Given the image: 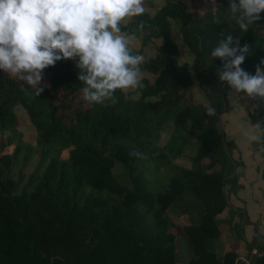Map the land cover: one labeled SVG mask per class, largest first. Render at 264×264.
I'll return each instance as SVG.
<instances>
[{"label": "trees", "instance_id": "1", "mask_svg": "<svg viewBox=\"0 0 264 264\" xmlns=\"http://www.w3.org/2000/svg\"><path fill=\"white\" fill-rule=\"evenodd\" d=\"M190 1L191 8L164 0L125 28L139 38L133 48L147 58L143 73L151 76L134 90L137 97L117 92L115 104L85 102L71 59L45 69L41 96L0 70V264H239L233 246L217 248L223 225L232 240L244 241L250 264H264V233L229 198L242 185L237 170L244 162L219 121L231 109L229 86L216 74L221 60L210 55L219 33L233 34L250 49L242 69L255 74L264 59V18L242 33L227 18L229 0ZM172 21L191 63L178 61ZM150 43L154 54L144 50ZM191 70L208 105L185 99ZM18 104L35 142L23 138ZM209 106L216 116L207 115ZM256 106L253 119L264 127V99L257 97ZM189 145L190 163L178 164ZM32 153L37 163L30 173L14 175L18 156L25 164ZM115 163L125 180L113 171ZM182 247L190 252L184 263Z\"/></svg>", "mask_w": 264, "mask_h": 264}, {"label": "clouds", "instance_id": "2", "mask_svg": "<svg viewBox=\"0 0 264 264\" xmlns=\"http://www.w3.org/2000/svg\"><path fill=\"white\" fill-rule=\"evenodd\" d=\"M227 10V18L243 33L264 18V0H229ZM145 13L146 0H0V70L41 96L48 86L39 87L45 69L71 59L79 70L82 99L115 104L117 92L126 95L144 86L142 66L147 58L134 51V34L125 28ZM138 28H145L144 21ZM249 51L233 34L221 32L210 55L222 62L216 73L219 81L235 94L264 99V59L255 74L241 67ZM206 113L216 116L217 109L209 106ZM247 135L264 146L261 122Z\"/></svg>", "mask_w": 264, "mask_h": 264}, {"label": "rangeland", "instance_id": "3", "mask_svg": "<svg viewBox=\"0 0 264 264\" xmlns=\"http://www.w3.org/2000/svg\"><path fill=\"white\" fill-rule=\"evenodd\" d=\"M187 7L191 8L192 3L190 0H183ZM164 0H154L152 6H149L146 1V11L150 14L154 13L156 9ZM173 35L175 40L178 43L180 48V54L177 56L179 62L187 61L192 62L193 54L182 41L179 32L178 25L172 21ZM133 47L140 46V40L137 36H134L132 41ZM146 53L154 54L155 46L154 43H150L144 47ZM149 76L150 74H144ZM192 75V84L188 91H186L185 99L191 98L194 102L201 103L203 105H208L209 100L207 96L201 89L198 80L191 70ZM133 97L138 96V92L130 91ZM228 100L231 103V109L223 112L219 116V121L221 126L224 128L229 137L233 138L238 145L236 149L233 150L235 157L241 158L244 164L238 168L237 173L239 176V181L241 182V187L238 188L235 192L229 193V198L232 204L244 206L247 212L252 214L255 219V223L259 232H264V181L262 178V172L264 169V156L261 148L263 146L257 145L252 142L247 133L252 130V125L256 122L253 119L254 113L257 111L256 99L249 98L247 96L243 97V102L240 100L242 97L238 94H235L234 91L228 87ZM14 110L18 116V126L22 131L23 138L35 142L36 131L33 124L30 122L27 113L23 106L20 104L14 107ZM164 135L163 140L167 136ZM257 134H259L257 132ZM194 151V146H187L184 149L182 156L177 158V163L180 165H188L190 163V156ZM66 155V152L63 154ZM37 163V155L32 153L28 155V159L23 164L22 154H20L15 161L13 166L12 173L15 175L19 170H21L25 175L29 174L30 171L34 168ZM113 171L120 177V179L125 180L124 174L122 172V167L119 163H115L113 166ZM227 214V209H224L219 216L224 217ZM252 225L250 226V231L248 235H251ZM230 230L228 226H222L221 237L217 243L218 249H226L232 245L238 254V263L239 264H250L247 257V250L244 244V241H234L230 239ZM252 252H256L253 249ZM180 262L184 263L187 261L190 252L184 247L180 249Z\"/></svg>", "mask_w": 264, "mask_h": 264}, {"label": "crops", "instance_id": "4", "mask_svg": "<svg viewBox=\"0 0 264 264\" xmlns=\"http://www.w3.org/2000/svg\"><path fill=\"white\" fill-rule=\"evenodd\" d=\"M153 1H154V0H153ZM248 214H249V213H248ZM249 217H250L251 221L255 222V219L253 218V216H252L251 213L249 214ZM251 225H252V224H248V225H246L245 228H244L245 237H246L247 240H249L250 237H251V235H250V236L248 235V232L250 231V226H251ZM252 228H253V226H252ZM260 233H264V232H260ZM251 234H252V231H251ZM230 239H231V237H230ZM230 239H229V242L231 241ZM231 242H232V241H231ZM231 242H230V243H231ZM231 246H232V245H230V247H231Z\"/></svg>", "mask_w": 264, "mask_h": 264}]
</instances>
